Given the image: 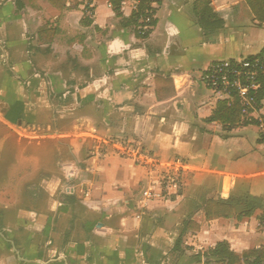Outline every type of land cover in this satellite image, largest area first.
I'll use <instances>...</instances> for the list:
<instances>
[{
    "label": "crops",
    "instance_id": "obj_1",
    "mask_svg": "<svg viewBox=\"0 0 264 264\" xmlns=\"http://www.w3.org/2000/svg\"><path fill=\"white\" fill-rule=\"evenodd\" d=\"M147 1L142 36L138 0H0V128L25 140L0 192V264H205L218 243L264 250V131L208 122L220 102L200 81L216 61L261 54L264 23L244 0ZM206 1L220 29L200 27ZM22 127L34 140L9 132ZM93 130L182 159L179 195L142 201L153 180L112 151L92 156ZM246 196L260 207L240 217ZM227 201L230 213L207 218L209 202Z\"/></svg>",
    "mask_w": 264,
    "mask_h": 264
},
{
    "label": "built area",
    "instance_id": "obj_2",
    "mask_svg": "<svg viewBox=\"0 0 264 264\" xmlns=\"http://www.w3.org/2000/svg\"><path fill=\"white\" fill-rule=\"evenodd\" d=\"M138 21L137 31L145 36L152 28V12H144ZM200 81L218 102L224 103L228 108L237 107L242 120L257 121L258 127L264 131V54L216 61L203 70ZM13 131L20 137H31L25 127ZM86 136L95 142L91 147L92 156L101 157L112 151L147 172L153 183L143 192L142 201L156 196L179 195L183 175L189 171L182 159L163 161L139 143L119 137L98 136L95 130ZM65 191L73 192V188Z\"/></svg>",
    "mask_w": 264,
    "mask_h": 264
},
{
    "label": "trees",
    "instance_id": "obj_3",
    "mask_svg": "<svg viewBox=\"0 0 264 264\" xmlns=\"http://www.w3.org/2000/svg\"><path fill=\"white\" fill-rule=\"evenodd\" d=\"M121 2L122 0H118ZM139 4L136 10L133 12L132 17L134 20H139L140 16H143L144 12L151 11V8L148 5L147 0H138ZM249 5L250 9L252 10L255 18L258 20L259 23H264V0H244ZM206 9L201 14L200 19L198 21L200 27L205 31L208 32L209 26L212 30L220 29L223 26L222 20H220L212 10L208 8L209 2L206 1ZM114 12L119 14L120 8L114 7ZM213 19V22L210 23V20ZM153 26V21H152ZM261 54H264V49L262 50ZM264 120V116H263ZM210 121H218L223 125L224 128H231L238 125H256L258 126L257 121H245L242 120L240 111L237 107L228 108L224 103H219L215 112H213L212 116L207 120ZM264 139V134L261 135V140ZM235 203L240 204L246 210L240 217H250L255 209L260 207V201L257 198L246 196ZM231 201H227L224 204H217L214 202H209L205 212L208 219L218 218L220 217L219 212L215 216H210L208 211L209 208H215L216 210H222V216H226V214L230 213L231 210ZM227 210V211H226ZM264 221V214L260 217V222ZM181 238H178L174 250L179 246ZM200 256L203 255L206 258L205 264H210L211 259L214 260V264H264V250H252L243 252L241 255H237L230 251L229 246L226 243H218L213 249L208 250L204 254H199Z\"/></svg>",
    "mask_w": 264,
    "mask_h": 264
},
{
    "label": "rangeland",
    "instance_id": "obj_4",
    "mask_svg": "<svg viewBox=\"0 0 264 264\" xmlns=\"http://www.w3.org/2000/svg\"><path fill=\"white\" fill-rule=\"evenodd\" d=\"M139 27V24L137 26V28ZM9 132H14L13 130H10ZM126 136V137H125ZM114 137V136H113ZM23 139L26 140H34V138H24ZM56 137L50 138L52 140H55ZM119 138L121 139H125L127 140V135L123 134L121 137L119 136ZM36 140L42 141L45 138H35ZM48 139V138H46ZM25 140H21L20 142H18L16 140V137L13 134H8V132H5L4 130H2L0 128V192L7 194V191L5 190L4 187H6L5 181L8 179L7 176V169L11 164V161L13 159V153L15 151V153L17 152V150L25 147ZM53 141H48L47 144L42 146V150L45 151V153H49L50 149L55 150L57 152V148L55 147V144H52ZM3 146V147H2ZM38 179V176L35 177L34 179L28 181L21 190H17L15 191L16 194H18L20 192V194H26L27 191L29 192L28 188L29 186H33L36 181ZM32 188H30L31 190Z\"/></svg>",
    "mask_w": 264,
    "mask_h": 264
}]
</instances>
